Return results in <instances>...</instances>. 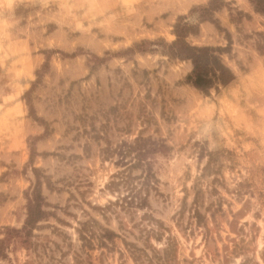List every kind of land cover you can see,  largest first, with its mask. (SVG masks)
I'll use <instances>...</instances> for the list:
<instances>
[{
    "label": "rangeland",
    "instance_id": "rangeland-1",
    "mask_svg": "<svg viewBox=\"0 0 264 264\" xmlns=\"http://www.w3.org/2000/svg\"><path fill=\"white\" fill-rule=\"evenodd\" d=\"M178 35L236 78L194 88ZM0 264H264V14L0 0Z\"/></svg>",
    "mask_w": 264,
    "mask_h": 264
},
{
    "label": "trees",
    "instance_id": "trees-1",
    "mask_svg": "<svg viewBox=\"0 0 264 264\" xmlns=\"http://www.w3.org/2000/svg\"><path fill=\"white\" fill-rule=\"evenodd\" d=\"M249 2L254 6L256 12L264 14V0H249ZM172 46L177 58L191 61L193 69L186 80L202 93L209 94L212 89L218 90L220 86H226L236 78L233 71L218 54V48L193 46L181 35H178ZM144 153H138L140 159ZM111 204L113 203L111 202ZM142 204L141 202L140 205ZM79 225L78 234L85 249L107 247L108 242L119 237L115 232L104 228H100V231L96 232L92 230L91 226L89 227L88 222H81Z\"/></svg>",
    "mask_w": 264,
    "mask_h": 264
}]
</instances>
